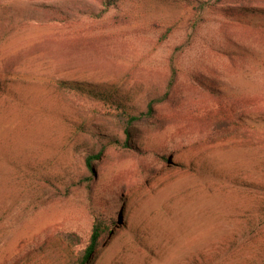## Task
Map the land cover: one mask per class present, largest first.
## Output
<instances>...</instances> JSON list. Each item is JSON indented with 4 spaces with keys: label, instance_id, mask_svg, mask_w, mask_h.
I'll list each match as a JSON object with an SVG mask.
<instances>
[{
    "label": "rangeland",
    "instance_id": "rangeland-1",
    "mask_svg": "<svg viewBox=\"0 0 264 264\" xmlns=\"http://www.w3.org/2000/svg\"><path fill=\"white\" fill-rule=\"evenodd\" d=\"M106 1L0 0V264H264V0Z\"/></svg>",
    "mask_w": 264,
    "mask_h": 264
},
{
    "label": "trees",
    "instance_id": "trees-1",
    "mask_svg": "<svg viewBox=\"0 0 264 264\" xmlns=\"http://www.w3.org/2000/svg\"><path fill=\"white\" fill-rule=\"evenodd\" d=\"M224 0H207V2L199 3L197 4L199 8H202L204 5H208L210 7H214L218 5L219 3L223 2ZM109 4H114L115 0H107L106 1ZM249 26H254V28H264V26L259 25H252L251 23L247 24ZM176 80V72L174 71L172 75V79L169 82V85L165 91V93L162 96H155L153 99H151L145 107H142L138 109L137 111H132L130 108H128L125 104L122 102L110 99L109 97H103V96H95L92 94L91 91H86L80 86L72 85V84H66L62 83V86L69 89L74 90L77 92H82L88 94V96L96 97L104 105H107L113 110V115L118 120L120 125L123 128V132L126 136V138L129 140L134 136L133 130L134 126L140 122H143L145 120H149L151 118H154V115L157 113V105L165 102L170 95L171 89L174 86ZM204 86V85H203ZM113 143V141H110ZM128 144V142H127ZM107 148V144L103 143L101 145V148L97 152H89L84 156V162L87 168L91 173L95 172L94 169V161L99 160L102 156L104 151ZM170 153L166 151L163 154V157L166 159V161L169 160ZM91 179H93L91 177ZM111 219H103L100 217V215L97 216L95 223L92 225L90 232H89V239L87 242V245L83 251V256L81 260V264H88V261L94 254L96 248L101 245L102 242V235L104 234L105 230H113L112 225H110ZM114 231V230H113Z\"/></svg>",
    "mask_w": 264,
    "mask_h": 264
}]
</instances>
